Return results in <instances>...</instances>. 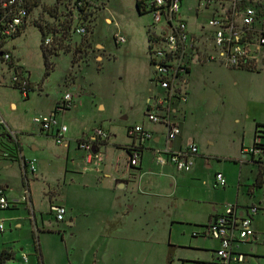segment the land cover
<instances>
[{
  "label": "rangeland",
  "instance_id": "374dc122",
  "mask_svg": "<svg viewBox=\"0 0 264 264\" xmlns=\"http://www.w3.org/2000/svg\"><path fill=\"white\" fill-rule=\"evenodd\" d=\"M73 1L38 0V6L30 11L27 24L20 36L8 41L4 46L14 58L15 66L10 67L0 62V79L2 78L4 82L2 84L0 80V120L14 132L19 147H23L26 153H29L32 147L40 146L42 149H38L35 163L36 168H39L38 176L36 181L31 180L30 183L36 204L44 209L41 212L43 224L51 229V232H46L38 228L34 233L31 225L32 233L38 237L40 262L41 264H89L94 259L98 264H167L169 257L171 264H179L178 257L185 254L191 256V251L182 250V245H186L191 239L186 227L173 226L171 239L175 243L164 242L161 245L152 241L145 245H133L136 249L125 253L122 260H118L111 242L97 237V229L93 226L91 215L85 217L81 230L71 235L63 223L55 224L48 218L47 192L63 185L59 166L61 162L56 161L58 158L52 159L53 153H60L61 148L57 147L50 138L40 134L33 119L49 115V112L53 111L50 110L53 109L52 102L65 93L69 83L74 82L75 93L79 97L81 107L77 124L82 123L89 129L99 124L102 128L116 127L117 134L121 125L119 111H122L123 115L131 111L133 114L131 119L139 114V95L144 81L148 80L155 92H159L152 81L153 71L149 62L146 35V29L151 25L152 19L149 14L140 13L136 9L135 0H91L93 17L86 23L77 22L74 14L69 38L64 42L65 45L70 46V50H59L57 55H51L49 60L52 68L45 75L41 35L36 26L54 24L56 19L51 18V15L56 16L72 10ZM182 2V12L188 17L189 28L193 29L196 25L205 27L210 17L209 11L201 12L195 24L192 16L197 0H182ZM53 7L56 8L57 14L51 12L50 9ZM59 19L61 20V17ZM105 19L111 22L107 23ZM84 24L89 28L85 36L73 33L77 26ZM117 35L124 36L125 43L116 44L114 37ZM194 35L200 34L194 33ZM76 46L80 48L77 53H75ZM96 56L101 59L95 60ZM191 66L186 91H189L190 103L196 105V113L192 116L194 118L192 127L202 131L201 137L204 140L211 139L214 142L213 150L216 153H225L230 149L235 118L242 119L244 114L248 115V119H242L240 125L244 128L246 139L252 134L253 123L250 118L264 120V67L258 71L234 70L207 60H200L199 63L193 61ZM15 67L29 76L33 91L29 93L28 99L10 86ZM9 101H13L16 108H11ZM103 106L105 109H100ZM107 114L112 117L111 124L102 123L108 121L104 119ZM56 116L58 119L56 120L59 121L60 115ZM65 124L69 125L67 122ZM16 151L13 140L1 137L0 182L18 193L19 171ZM214 159V168L217 162L220 166L226 162ZM226 166L231 170L230 172L235 169L231 163ZM262 193L260 192L257 197H261ZM244 199L245 197L240 196L241 202H244ZM18 214L0 210V221H4L6 230L4 234H0V246L5 242L9 247L14 248L15 253L17 252L16 260L11 264H23L19 260L22 255H29L28 264H37L32 250L35 241L32 240L28 229L22 227L20 230H14L13 222L7 220ZM37 220L39 227V218ZM24 224L22 223V226ZM57 229H60L61 233L65 231L63 238L59 232H52ZM205 240L209 241V239ZM262 240L264 241L258 238V244H262L261 247H257L260 253H264ZM239 249L248 251L249 247L240 246ZM133 252L136 254L134 255ZM196 254L210 258V253ZM248 264H264V258L260 261H250Z\"/></svg>",
  "mask_w": 264,
  "mask_h": 264
},
{
  "label": "crops",
  "instance_id": "0c3cea01",
  "mask_svg": "<svg viewBox=\"0 0 264 264\" xmlns=\"http://www.w3.org/2000/svg\"><path fill=\"white\" fill-rule=\"evenodd\" d=\"M180 1L181 15L187 24L189 33L191 35H194V33L200 34L202 28H206V26L196 25L193 28L196 31L190 29L188 17L182 12L183 2ZM200 3L197 0L193 10L192 17H194L193 22L195 24L201 12L209 11L211 16L216 7L213 3L204 7ZM105 21L107 23L111 22L109 19H105ZM148 28L146 29V35ZM4 46L2 49L9 52ZM100 59L101 57H95V60L99 61ZM13 61H15L14 58ZM13 65L15 66V63ZM14 71L18 72L21 69L15 67ZM190 72L191 68L189 74ZM0 80L4 84L3 79ZM75 90L74 82L69 83L65 93L71 92L74 100L73 105L68 111L60 113V116H58L59 121H57L60 125L66 126L67 132L65 134L66 144L63 146L56 145L61 148V152L52 155L53 160L58 158L56 161L61 162L59 166L63 185L47 192L46 212H49L47 215L50 220H53L55 224L63 223L71 235L77 234L84 225L85 217L91 215L93 226L97 229V237L103 241L111 242L118 260H122L125 253H129L132 249L135 250L136 248L133 245H145L152 241L161 245L164 242L175 243L171 239L173 226H183L187 228L191 239L188 240L186 245H182L183 249H181L191 251V256L181 255L177 258L179 264H210L214 260V251L218 247V242L204 236L203 232L209 221L215 216L223 214L226 207L230 205H235L237 210L241 212H244L248 207L256 206L258 211L253 216L255 235L250 242L240 245L242 247L248 246L249 250L238 249L245 255L246 264L264 258V253L257 251V247L262 246V244H258V238L264 239V176L262 177V186L252 188L258 171H264V166L256 156L243 153L255 141L264 144L263 119L250 118L253 123L252 134L246 139L244 128H241L240 125L242 119H248V115L244 114L245 116L243 115L242 119L235 118L233 120L235 127L232 129L230 149L222 154L216 153L213 150L214 142L211 139L204 140L201 137L202 131L199 128L192 127L194 122L192 116L196 113V105L190 103L189 91H186L187 101L182 107L184 117L180 122V134L172 142H167L164 127L160 124H151L145 119L144 114L149 99L160 93V91L155 92L152 84L145 80L140 89L139 114L131 119L133 116L131 111L128 114L124 113L125 115L122 111H119L118 116H120L121 125L117 134L115 132L116 127H103L106 128L105 130L108 131L110 137L93 149V152L102 154L101 161L95 164L93 160L88 159L85 152L77 148V141L88 136L92 129L102 127L99 124L89 129L82 123L77 124L81 107ZM62 96L63 94L52 102L51 108L53 109L50 110L53 111H50L49 114H54L55 106ZM9 106L16 108L13 101H9ZM100 109H105V106L100 107ZM56 115L55 118L57 119ZM104 119L108 121H102V123L111 124L113 121L109 114ZM65 122L69 125L67 126ZM0 123L3 126L1 131H10L2 120H0ZM134 126H141L151 135L149 140L144 141L136 167L129 165L127 151L135 143V139L130 138L126 133L127 129ZM10 132L14 134V132ZM44 136L53 141L48 135ZM14 140L17 141L15 136ZM188 144H193L197 148V155L189 172H179L171 165L160 166L154 162V151H162L166 147L177 151L185 148ZM38 149H41V147H32V150L26 153L25 149L20 147L16 151L17 169L19 171L18 193L8 189L5 183L0 182V188L4 190L5 197L9 201L18 202L14 209L1 211L19 213L7 220L13 222L14 230L26 227L32 238L38 228L51 232V229L43 224L41 212L44 209L36 204L32 184L30 186V183L37 178V169L39 168L35 166L34 173L26 170L27 172L23 174L22 158L25 161L33 159L36 163ZM214 158L217 161L222 160L231 163L235 167L234 171L230 172L231 170L226 166L229 163L226 162H223L222 166L217 162L218 165L216 164V168H214ZM217 173L222 174L225 179L226 184L223 188L215 186V175ZM25 186L29 188L27 202L22 201L25 195ZM260 192L263 193L258 198ZM240 196L245 197L244 202L240 201ZM53 205H61L65 208L66 214L63 221L57 222L51 215L50 207ZM38 218L39 227H37ZM262 222L263 225H261ZM22 223H25L24 226H22ZM31 225H33L34 233H32L33 228ZM5 232L4 228V231L0 234ZM52 232H59L62 238L65 233V231L61 233L60 229ZM43 234L41 233V235ZM200 238H203V240H199ZM205 239H209V241ZM262 242L264 243L263 240ZM253 246L255 247V253H253ZM32 247L36 263L41 264L40 259L37 258L34 244ZM2 250L12 254V259L7 261L6 264H11L12 261L16 260L17 252L15 253L13 247H9L8 244L2 242L0 253ZM140 252L142 253V250ZM197 252L210 253V258H203L201 255L196 254ZM133 254L136 253L133 252ZM28 257L29 255H22L19 260L23 264H28ZM89 264L98 263L93 259Z\"/></svg>",
  "mask_w": 264,
  "mask_h": 264
},
{
  "label": "built area",
  "instance_id": "2783aa9c",
  "mask_svg": "<svg viewBox=\"0 0 264 264\" xmlns=\"http://www.w3.org/2000/svg\"><path fill=\"white\" fill-rule=\"evenodd\" d=\"M139 2L141 12L149 14L152 19L148 33L153 40L148 42V55L153 71L152 81L160 91L149 99L144 115L149 123L162 125L166 141L172 142L180 134V122L184 117L182 107L187 101L185 86L193 61H214L234 70L258 71L264 67V0H199L203 7L211 3L216 5L207 20L206 29L202 28L200 35L189 33L181 15L180 0ZM77 5L81 6L80 3ZM28 18L23 0H0V43L5 45L20 35ZM73 33L85 36L87 26L79 25ZM114 40L116 44L125 42L121 35L115 36ZM52 43L53 35L49 34L44 38L42 45L50 48ZM2 51V62L13 67L12 55L4 49ZM10 86L18 90L24 98L33 91L28 75L22 71L14 72ZM73 101V95L67 92L56 104L54 114L33 119L39 132L51 137L57 146L66 144L67 128L57 122L55 115L68 111ZM126 133L135 139V143L127 151L129 165L136 167L144 141L149 140L151 135L141 126L131 127ZM10 135L15 136L11 132ZM109 137L106 130L96 127L88 136L77 141V148L85 152L90 161L98 164L102 154L93 152V149ZM243 153L256 156L264 166V152L259 141H255ZM153 155L154 162L160 166L171 165L179 172H189L193 167L197 148L193 144L177 151L166 147L162 151H154ZM27 170L35 172V160L27 161ZM225 184L223 175L217 173L215 186L223 188ZM28 197L29 193L25 189L22 201L27 202ZM17 204L18 202L9 201L4 195V190L0 188V210L14 209ZM257 211L256 206L241 212L235 205H230L223 214L209 221L204 229V236L218 242L214 260L210 264H246V257L238 248L253 239V216ZM50 213L57 222H61L66 210L61 205H53L50 207ZM3 231L4 224L0 221V233ZM23 259L26 260L25 257Z\"/></svg>",
  "mask_w": 264,
  "mask_h": 264
},
{
  "label": "trees",
  "instance_id": "16d2710c",
  "mask_svg": "<svg viewBox=\"0 0 264 264\" xmlns=\"http://www.w3.org/2000/svg\"><path fill=\"white\" fill-rule=\"evenodd\" d=\"M23 1L25 3L28 14H30V11L32 9H34L38 6V0H23ZM79 3L81 4V6L77 5ZM72 5H73L72 10L70 9V11H67V13L56 15V16L51 15V18L58 20V22H56V20H55V23L54 24L52 23L49 26H45L43 24H39L36 26V28L38 29V31L40 32V35H41V53H42V57H43L44 67L46 70L45 75H47L52 68V63L49 60L50 56L53 54L57 55L59 50H62V51L70 50V46L65 45L64 42L69 38L74 13L76 15L77 22L81 21L82 23L83 22L85 23V22H87L88 19H91L93 17L94 11H92L91 7H90L91 0H74ZM135 6H136V9L140 13H142L139 0H135ZM50 10H51V12H56V14H57L55 7L51 8ZM59 17H61V20L59 19ZM25 26H24V28H25ZM56 26H58V27H56ZM88 31H89V28H87V33H88ZM49 34L53 35V43H52V46L50 48H45V47H43L42 42H43L44 38ZM147 35H148V42H151L153 40V38L149 35L148 31H147ZM18 36L19 35H17L13 39H16ZM3 45L4 44L0 43V54L3 53V51H2ZM78 50H80V48H79V46H76L75 47V51H76L75 53H77ZM0 61L2 62L1 58H0ZM25 98H27V97H25ZM2 127L3 126L0 124V129ZM257 127L258 126L256 125V128ZM1 132L2 133L0 134V137H6L10 141L13 140V142L15 143V147L17 149H20L18 142L16 140H14V137H11L10 131L9 132L8 131L7 132L1 131ZM260 147L264 152V144L260 143ZM22 167H23V174H25L24 172H27L26 171L27 170V161H25L23 158H22ZM263 176H264V171L259 170L252 188L262 186V184H263L262 177ZM25 189L29 193L28 186L27 187L25 186ZM33 240L35 241V251H36V253L40 259L41 255H40V250L38 247V239H37L35 234H33ZM11 259H12V254L10 252H7L5 250L1 251V253H0V264H6V262L11 260ZM167 264H171L169 257L167 258Z\"/></svg>",
  "mask_w": 264,
  "mask_h": 264
}]
</instances>
